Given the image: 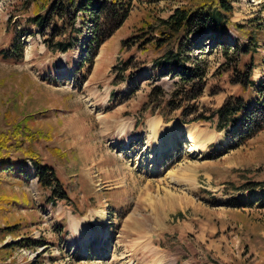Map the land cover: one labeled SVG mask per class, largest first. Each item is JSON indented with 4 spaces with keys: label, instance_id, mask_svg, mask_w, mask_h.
I'll return each instance as SVG.
<instances>
[{
    "label": "rangeland",
    "instance_id": "rangeland-1",
    "mask_svg": "<svg viewBox=\"0 0 264 264\" xmlns=\"http://www.w3.org/2000/svg\"><path fill=\"white\" fill-rule=\"evenodd\" d=\"M53 1L0 0V131L28 125L33 138L24 137L22 148L53 169L68 200L39 185L31 161L25 175L0 184V264H264V129L237 143L210 122L183 124L179 112L163 122L145 102L154 85L170 94L175 79L157 80L147 51L122 48L149 16L166 19L191 0H131L126 21L99 46L93 24L82 25L77 13L82 36L66 52L44 45L67 42L52 38V26H63L55 14L42 32L28 22ZM229 4L231 24L255 22L256 66L264 57V0ZM236 36L230 27L222 43ZM14 38L21 59L4 57ZM216 39L210 30L191 38V57L209 68L199 100L206 110L243 95L235 71L221 66L227 61ZM127 60L133 78L116 83L114 68ZM260 76L254 67L253 80ZM152 118L162 124L156 142Z\"/></svg>",
    "mask_w": 264,
    "mask_h": 264
},
{
    "label": "trees",
    "instance_id": "trees-1",
    "mask_svg": "<svg viewBox=\"0 0 264 264\" xmlns=\"http://www.w3.org/2000/svg\"><path fill=\"white\" fill-rule=\"evenodd\" d=\"M130 3L131 0H54L43 15H36L28 22L42 32L55 14L62 20L63 26H52V38L65 37L67 42L60 40L51 44L49 39L44 40V45L50 51H57L53 48L56 46L59 51L66 52L72 45L69 41L78 42L82 36L80 28L90 21L93 24L91 41L99 46L111 38L126 21L131 9ZM77 13L82 24L79 28L75 27ZM231 13L229 0H191L187 5L176 7L166 19L157 15L149 16L135 36L122 40L121 43L122 48L136 45L139 50L147 51L155 57L151 63L157 80L164 76L175 79L174 90L170 94L159 85L152 86L145 102L151 113L160 114L165 123L171 120L175 112H179L178 116L183 124L210 122L216 132L230 133L238 143L264 129V57L256 65L260 67L261 76L255 82L252 78L256 67L254 55L257 54V41L253 34L255 22L249 20L245 24H231ZM230 27L237 35L233 45L222 43V38H226L225 32ZM205 30H210L214 38H218L214 44L222 46L221 54L227 61L221 66L235 71L233 83L238 84L243 93L227 97L215 110H206L199 103L207 85L209 68L204 61L191 57L195 46L191 44L192 36ZM263 36L264 34L259 35L262 41ZM14 40L9 51L3 52L4 57L21 59L22 46L18 38ZM246 55H249L248 62L240 65L241 58ZM130 63L127 60L120 67L114 68L115 71L119 68L116 83L133 78L134 72L129 71ZM25 122L28 123V120ZM24 137L33 138L27 124H13L8 131H0V184L10 183L13 175H25L30 171L26 161H31L39 185L44 189L51 188L58 199L68 200L53 169L42 163L30 146L22 148L26 140ZM10 154L19 155V158L14 161L9 157ZM14 225L6 226V231H11ZM16 244L31 245L28 242H15L14 245Z\"/></svg>",
    "mask_w": 264,
    "mask_h": 264
},
{
    "label": "bare ground",
    "instance_id": "bare-ground-1",
    "mask_svg": "<svg viewBox=\"0 0 264 264\" xmlns=\"http://www.w3.org/2000/svg\"><path fill=\"white\" fill-rule=\"evenodd\" d=\"M148 123H149V128L151 129V132L153 134V138L155 139V142H156L157 139L160 137V134L162 132V124H161L160 120L155 119V118L149 119ZM190 132H191L190 130H187V135L185 136V141L191 140V142H192V137H191ZM173 146H174V143L171 140L166 144H160L159 147L157 148L156 154H158V156L161 157L163 151H165L166 149H170ZM191 152H195L194 149H191Z\"/></svg>",
    "mask_w": 264,
    "mask_h": 264
},
{
    "label": "crops",
    "instance_id": "crops-1",
    "mask_svg": "<svg viewBox=\"0 0 264 264\" xmlns=\"http://www.w3.org/2000/svg\"><path fill=\"white\" fill-rule=\"evenodd\" d=\"M174 264H196V262H192L189 258H186L182 261L176 260Z\"/></svg>",
    "mask_w": 264,
    "mask_h": 264
}]
</instances>
